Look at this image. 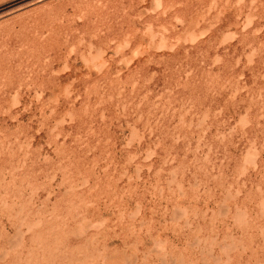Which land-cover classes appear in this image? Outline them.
I'll return each instance as SVG.
<instances>
[{
	"label": "rangeland",
	"instance_id": "1",
	"mask_svg": "<svg viewBox=\"0 0 264 264\" xmlns=\"http://www.w3.org/2000/svg\"><path fill=\"white\" fill-rule=\"evenodd\" d=\"M0 264H264V0H0Z\"/></svg>",
	"mask_w": 264,
	"mask_h": 264
}]
</instances>
